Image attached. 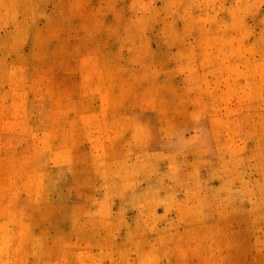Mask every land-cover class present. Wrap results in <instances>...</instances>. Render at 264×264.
<instances>
[{"label":"rangeland","instance_id":"374dc122","mask_svg":"<svg viewBox=\"0 0 264 264\" xmlns=\"http://www.w3.org/2000/svg\"><path fill=\"white\" fill-rule=\"evenodd\" d=\"M0 264H264V0H0Z\"/></svg>","mask_w":264,"mask_h":264}]
</instances>
